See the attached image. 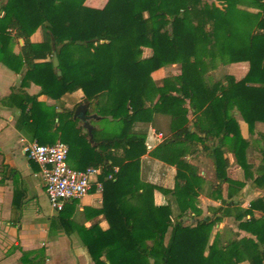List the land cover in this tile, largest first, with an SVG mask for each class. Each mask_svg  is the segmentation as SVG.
<instances>
[{
  "label": "trees",
  "instance_id": "trees-1",
  "mask_svg": "<svg viewBox=\"0 0 264 264\" xmlns=\"http://www.w3.org/2000/svg\"><path fill=\"white\" fill-rule=\"evenodd\" d=\"M86 1L0 0V61L17 74L27 69L20 89H13L6 101L19 111L17 128L42 145L67 144L75 170L103 171V209L110 228L81 230L93 263L264 264V216H255L264 199H255L248 210L235 207L234 201L247 184L264 189V147L261 164L250 163L247 150L252 144L243 138L235 114L252 132L256 122L249 103L264 101V70L251 69L240 82L231 76L205 80L208 63L264 60V0H108L102 9L88 7ZM238 20L255 23V30H241ZM40 27L54 39L49 48L31 42ZM19 39L24 40L20 55L11 54L8 47ZM53 45L61 76L53 66ZM144 49L151 56H143ZM174 64L180 66L179 73L157 86L152 75ZM30 83L40 87L38 96L23 90ZM254 83L260 86H249ZM78 91L83 92L81 102L90 103L88 116L96 115L105 124L102 131L93 130V144L74 119L77 107L58 113L57 107L38 100L44 95L59 101ZM201 113L209 121L208 130L201 127ZM159 114L170 118L164 145L183 146L172 190L141 180L147 136L140 125H153ZM199 144L213 161L212 196L223 205L213 211L234 217L254 238L218 247L209 245V239L220 217L184 224L188 212L202 213L204 179L186 159ZM229 155L244 173L242 180L230 176ZM115 166L119 171L108 180ZM158 189L171 195L178 216L172 202L155 206ZM57 220L69 232L64 212Z\"/></svg>",
  "mask_w": 264,
  "mask_h": 264
},
{
  "label": "crops",
  "instance_id": "crops-1",
  "mask_svg": "<svg viewBox=\"0 0 264 264\" xmlns=\"http://www.w3.org/2000/svg\"><path fill=\"white\" fill-rule=\"evenodd\" d=\"M104 1L88 0L87 4L88 6L102 5ZM250 11L253 14L258 13V10L254 8H251ZM236 25L241 30L249 32H253L256 28L255 23L245 20H238ZM44 30V28L39 30L41 36L37 41L32 39L33 43L45 42ZM20 40L23 39H19L17 44L8 47L11 54L20 55L21 48L24 46ZM168 68H171L172 71L165 78L176 75L180 71V66L174 64L159 70V75L164 74ZM251 69L264 70V60L253 59L227 66H218L216 62L208 63L205 80L231 76L235 82H240ZM26 70V67H23L21 72L17 74L0 61V264H94L84 245L81 230L91 229L95 226L101 231H107L110 228V224L104 216L103 192L99 193L97 189H93L81 199L84 203L78 207V211L76 210V202L81 200L69 203L65 207L62 212L69 218V232L56 225L59 212L54 211L51 206L50 212L42 209L41 203L44 194L46 198L47 195L40 178V167L29 160L23 152V140H32L17 128L19 111L6 106L7 98L12 94V90L20 89ZM249 86L259 87L260 84L254 83ZM23 90L30 96L40 94V87L34 83H30ZM82 97L83 92L78 91L59 101L44 95L39 96L38 100L48 106L57 107V112L63 113L64 109L73 110L76 107L74 104L77 98L82 99ZM72 100L74 102H69ZM63 102H67L66 105H60ZM58 105L62 107H58ZM249 108L256 122L252 132L244 119L237 112L235 114L243 138L252 144L247 150L249 162L260 165L262 156L259 152L264 147V142L261 139V136L264 135V101H251ZM88 117L92 118L93 130H103L105 124L101 122L100 117L96 115ZM193 118L194 115L190 113L189 120L192 121ZM198 118L202 129L208 130L210 125L205 114H199ZM76 120L82 128V134L88 135L90 139L88 131L84 127L85 123L81 121V118ZM190 126L193 129L192 122ZM140 127L146 131L147 136V152L141 158V180L165 190L174 189L176 164L183 151V146L164 145V140L170 134V118L159 114L155 116L153 125H140ZM201 136L205 137L204 134ZM91 143H94V136ZM122 153V150L117 153L119 159L122 158ZM186 159L191 165L198 168L199 175L204 179L205 184L203 183L199 196L201 215L188 212L183 218L184 224L195 225L198 221L207 218L216 219L220 217V221L213 227L209 239V245L216 243L218 247L227 246L229 241L233 239L254 238L239 228L240 222L234 217H223L220 212L215 214L213 211L223 207V205L221 200H214L212 196L214 195L211 188L214 183L213 161L208 157L203 146L197 145V152L188 154ZM229 159L231 162L230 176L235 180H242L244 173L235 164L234 156L229 155ZM69 165L74 169L75 164L72 161H69ZM113 171L117 174L119 166H115ZM37 183H40L42 187V196L37 193L39 191ZM227 190L228 187L225 185L224 198L227 197ZM21 193L23 194L22 198H20ZM259 197L264 199V189L247 184L240 196L234 198L235 207L248 210L251 208V203ZM169 202H172L171 195L164 190H155V206L167 205ZM172 208L174 217L178 216L179 210L174 203ZM263 208L264 204L260 210H255L257 218L264 216ZM77 212L81 214H77ZM239 264L250 263L244 260Z\"/></svg>",
  "mask_w": 264,
  "mask_h": 264
},
{
  "label": "built area",
  "instance_id": "built-area-1",
  "mask_svg": "<svg viewBox=\"0 0 264 264\" xmlns=\"http://www.w3.org/2000/svg\"><path fill=\"white\" fill-rule=\"evenodd\" d=\"M23 152L29 160L40 167L42 180L49 204L54 211L61 212L72 202L79 201L93 189L104 191L101 168L78 171L69 165V146L58 142L42 145L37 141L23 140ZM116 172L107 176L112 180Z\"/></svg>",
  "mask_w": 264,
  "mask_h": 264
},
{
  "label": "rangeland",
  "instance_id": "rangeland-1",
  "mask_svg": "<svg viewBox=\"0 0 264 264\" xmlns=\"http://www.w3.org/2000/svg\"><path fill=\"white\" fill-rule=\"evenodd\" d=\"M88 1V0H87ZM87 1H86V5L88 6V4H87ZM108 2V0H105L103 3H102V5L101 4H98V5H95V6H88V7H92V8H96V9H102L105 5H106V3ZM237 24V23H236ZM41 28H44V27H40L33 35H32V37H31V42H32V39H34V41H37V39H39V37L41 36V34L39 33V30L41 29ZM45 31V33H43V37H45L46 38V40H45V42H42V43H39V42H37V43H33V45L34 46H36V47H38V48H49L50 47V39H51V36L49 35V34H47V32H46V30H44ZM143 56H145V57H149V56H151V54H152V52H151V50H149V49H144V51H143ZM172 71V69L171 68H168V70L164 73V74H162V75H159V71H157V72H155L153 75H152V77H153V80H154V82H155V84L157 85V86H159V85H161L162 84V82H163V80H164V78L170 73ZM170 75V74H169ZM69 102H74L73 100L72 101H69ZM67 103V102H66ZM66 103L65 102H63V104H60V105H66ZM69 104V103H68ZM77 104V105H76ZM85 103H82L81 102V99L80 98H77V100H76V103L74 104L76 107H78V106H80V105H84ZM73 105V104H72ZM58 107H62V106H59L58 105ZM74 107V106H73ZM89 111H90V106H89V108H88V113H89ZM88 113H87V115H88ZM91 119L92 118H83V119H81V121H83L84 123L86 122V120H87V122L91 125ZM81 124H82V122H81ZM79 126V125H78ZM80 127V126H79ZM84 130V129H83ZM205 184V183H204ZM203 184V185H204ZM37 185H38V189H39V191H37V193H38V195H40V196H42L41 195V193H42V187H41V185H40V183H37ZM203 185H202V188H203ZM205 187V186H204ZM37 195V197L39 198V196ZM84 203V201L83 200H81V201H79V202H76V210L78 211V207H80L82 204ZM41 206L43 207L42 209H44L45 211H48V212H50L51 211V209H50V205H49V203H48V200H47V198H46V196H45V194H44V199H43V202L41 203ZM77 214H81V213H79V212H77Z\"/></svg>",
  "mask_w": 264,
  "mask_h": 264
},
{
  "label": "water",
  "instance_id": "water-1",
  "mask_svg": "<svg viewBox=\"0 0 264 264\" xmlns=\"http://www.w3.org/2000/svg\"><path fill=\"white\" fill-rule=\"evenodd\" d=\"M51 41L52 42L54 41L52 36H51ZM20 43L23 45L24 44V40H20ZM79 44H82V43H79ZM53 50H54L53 66H54V69L57 71L58 76H61L62 75V71L59 69L60 62H59V59H58V56H57V52H56V50L54 48V45H53ZM89 106H90L89 102H85L84 105L78 106L76 111H75L74 118L75 119H77V118H81V119L89 118L88 115H87ZM84 127L88 131V134H89V137L91 139V142H93V127L87 122V120H86V122L84 124Z\"/></svg>",
  "mask_w": 264,
  "mask_h": 264
}]
</instances>
